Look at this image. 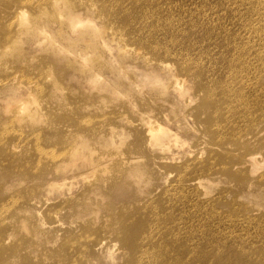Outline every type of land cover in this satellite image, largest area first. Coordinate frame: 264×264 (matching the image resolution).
Returning a JSON list of instances; mask_svg holds the SVG:
<instances>
[{"label":"rangeland","instance_id":"rangeland-1","mask_svg":"<svg viewBox=\"0 0 264 264\" xmlns=\"http://www.w3.org/2000/svg\"><path fill=\"white\" fill-rule=\"evenodd\" d=\"M0 133V264H259L264 0H0Z\"/></svg>","mask_w":264,"mask_h":264},{"label":"bare ground","instance_id":"bare-ground-1","mask_svg":"<svg viewBox=\"0 0 264 264\" xmlns=\"http://www.w3.org/2000/svg\"><path fill=\"white\" fill-rule=\"evenodd\" d=\"M31 1L32 0H29V2H31ZM71 21L74 22V25H76V23L79 22V19L76 16H72L71 17ZM9 91L11 92L12 98H14L15 100H18V101H22L21 102V105H20V108L18 110H16V113L13 114L14 119L20 121L22 119V115L25 112H28L29 111V110L28 111H25L26 110L25 100H26V98L28 96L29 97H33V94L30 92L28 85H27V87L15 85V87L10 88ZM20 114H22V115L19 118V115ZM37 115H38V111L30 112V114L28 116L29 121L35 122L37 120L35 118V117H37ZM12 121H14V120H12ZM146 124H147L146 125V127H147L146 128V134H147L148 139H149L150 142L154 143L155 141H161L164 137L167 136L166 131L160 125H156V124H154L152 122H146ZM29 127L32 130L35 129V127L32 128L33 126H29ZM38 133L39 132L36 131V130L35 131H32V133L30 134V136H28V138H26V140L29 141V142H31L33 144V148H34V151H35V154L36 155H38V154L42 155V154H44L46 152L45 151V147H47V146H45V139H43L41 141V144H40V139L41 138L40 137H38V138L36 137L37 136L36 134H38ZM1 135L2 134L0 133V136ZM74 140H75L74 143L65 151V153L71 154L73 157L81 156L84 153L85 148H84V146H80V143H81L80 135L79 136L78 135H75ZM18 147H19V145L16 143L15 145H12L11 147H7L6 148V151L4 149V151L6 153V156H9V154L11 152H15V149H17ZM247 158L252 163H254L255 165H257L260 161H263L264 160V155L259 154V152H251V153L248 154ZM112 161H113V159H112ZM116 162H117V160L114 163H116ZM103 163H105V161L97 162V160H95V161H92V162H87V165L90 167V169H92V171H94L95 169H97L98 167H100V165L103 164ZM135 167H138V166L135 165ZM87 170L88 169L84 170L83 172H86ZM139 170L137 168H135L131 172L132 175H133V181H137L135 183H141V182L144 181L142 179L143 178L142 175L144 174L143 173V170H141L140 168H139ZM122 223L124 225V230L125 231L127 230L129 232H130V230L133 229V225H139L136 221L131 220L130 218H123ZM130 238H132V240L134 239L132 237V235L129 236V234L127 232L122 233V240L124 239V241H129ZM151 248L152 249L150 250V252L152 254H156L157 253L156 251H158L157 248L155 246H153ZM263 262H264V260H260L259 261V264H262Z\"/></svg>","mask_w":264,"mask_h":264}]
</instances>
